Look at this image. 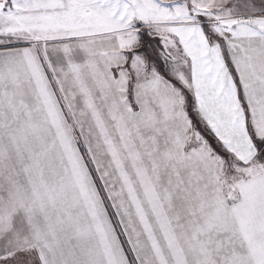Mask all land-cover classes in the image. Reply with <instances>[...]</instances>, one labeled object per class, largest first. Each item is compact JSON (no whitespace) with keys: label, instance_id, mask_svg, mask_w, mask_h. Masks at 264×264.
Masks as SVG:
<instances>
[{"label":"snow or ice","instance_id":"snow-or-ice-1","mask_svg":"<svg viewBox=\"0 0 264 264\" xmlns=\"http://www.w3.org/2000/svg\"><path fill=\"white\" fill-rule=\"evenodd\" d=\"M0 264H264V0H0Z\"/></svg>","mask_w":264,"mask_h":264}]
</instances>
